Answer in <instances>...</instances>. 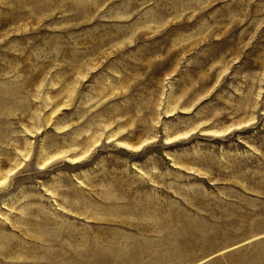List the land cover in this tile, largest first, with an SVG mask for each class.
Instances as JSON below:
<instances>
[{"label": "rangeland", "instance_id": "374dc122", "mask_svg": "<svg viewBox=\"0 0 264 264\" xmlns=\"http://www.w3.org/2000/svg\"><path fill=\"white\" fill-rule=\"evenodd\" d=\"M0 264H264V0H0Z\"/></svg>", "mask_w": 264, "mask_h": 264}]
</instances>
